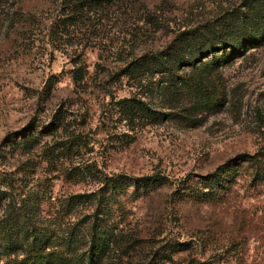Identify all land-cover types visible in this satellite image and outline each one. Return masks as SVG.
<instances>
[{"label": "rangeland", "instance_id": "rangeland-1", "mask_svg": "<svg viewBox=\"0 0 264 264\" xmlns=\"http://www.w3.org/2000/svg\"><path fill=\"white\" fill-rule=\"evenodd\" d=\"M247 1L0 0V173L10 174V190L48 214L68 195L88 193L92 204L75 215L97 205L122 228L130 245L122 264H264V179L253 181L243 162L227 187L211 176L204 197L189 193L230 158L264 150V39L221 64L220 49L205 55L199 64L214 73L202 94L190 66L181 91L147 75L140 93L168 113L162 121L129 128L115 105L140 88L122 73L134 56L162 50L187 26L222 33ZM27 133L37 143L12 151L8 140ZM154 172L169 181L108 190L101 179ZM176 242L184 249L173 252Z\"/></svg>", "mask_w": 264, "mask_h": 264}, {"label": "trees", "instance_id": "trees-1", "mask_svg": "<svg viewBox=\"0 0 264 264\" xmlns=\"http://www.w3.org/2000/svg\"><path fill=\"white\" fill-rule=\"evenodd\" d=\"M108 1L91 0V3L94 6H104ZM237 11L227 17L222 33L218 30L212 32L198 24L187 26L179 30L162 50L153 52L150 56L146 53L134 56L131 60L135 63L134 66H123L122 73L132 75L136 87L140 88L138 92L115 101L119 119L127 127L135 128L139 124L157 123L168 116L164 109L151 105L145 99L146 92L140 93V89L147 86V75L160 73L164 75L165 81H170L171 90L181 91L188 81L185 72L182 73L185 71L183 69L190 66V70L194 72L192 85L197 93L202 94L214 73L211 66L199 64L205 55H213L212 52L220 49L222 53L215 63L221 64V61H228L244 48L260 43L264 39V0H248L246 8ZM73 76L75 80L80 78L76 71ZM164 87L169 89L168 86ZM61 121L59 118V123ZM59 123L49 129H57ZM77 139V135L73 134L67 147L72 148L77 144ZM8 141L13 143L12 151L15 152L35 145L38 136L27 133L20 140L12 138ZM243 162L251 168L253 181L264 179V150L240 153L220 165L217 171L202 177L201 185L189 190V193H193L195 197H204L209 193L212 183H215L211 182V176L217 185L221 184L219 188L227 187L225 183L232 184L239 176V168ZM0 175V183L6 182L10 186L8 189L0 186V264H122V256L127 255L130 247L128 239L122 241V228L109 222L105 217L106 212L97 205L89 214L83 213L80 218L75 215L83 208V204H92L88 193L68 195L57 204L52 214L42 213L40 202L21 198L14 189L10 190L12 182L6 181L10 174ZM101 179L108 190L131 184L137 187L140 181L149 190L169 181L167 176L158 172L142 177L126 173L103 174ZM99 201L97 198L98 205ZM65 215H68L67 218H64ZM184 244L176 242L173 252L184 249ZM186 264L209 263L196 260Z\"/></svg>", "mask_w": 264, "mask_h": 264}]
</instances>
